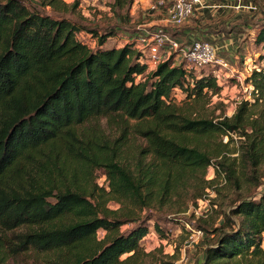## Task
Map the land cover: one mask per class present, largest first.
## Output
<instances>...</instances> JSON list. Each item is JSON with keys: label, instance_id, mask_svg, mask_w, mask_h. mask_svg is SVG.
Wrapping results in <instances>:
<instances>
[{"label": "trees", "instance_id": "1", "mask_svg": "<svg viewBox=\"0 0 264 264\" xmlns=\"http://www.w3.org/2000/svg\"><path fill=\"white\" fill-rule=\"evenodd\" d=\"M131 1L113 4L123 8ZM59 2L48 0L54 7ZM82 31L95 37L93 47L80 39ZM111 36L113 31L96 33L69 18L32 11L20 0L0 1V259L32 252L40 264H143L149 205L171 202L185 169L203 171L225 151L210 153L194 144L200 140L236 134L239 157L226 164L223 155L215 165L238 188L242 171L250 170L248 181L258 184L264 23L254 38L262 45V63L245 76L250 98L219 119L193 116L180 104L218 94L215 74L196 75L172 56L150 68L133 43L105 48ZM99 119L114 122L120 136L90 145L79 128ZM130 127L147 144L134 165L123 154ZM95 167L103 168L104 187L93 177ZM231 204L230 216L217 227L200 225L202 239L213 236L203 264H264V190L257 199Z\"/></svg>", "mask_w": 264, "mask_h": 264}, {"label": "rangeland", "instance_id": "2", "mask_svg": "<svg viewBox=\"0 0 264 264\" xmlns=\"http://www.w3.org/2000/svg\"><path fill=\"white\" fill-rule=\"evenodd\" d=\"M5 1V0H0ZM28 9L36 11L43 15H50L55 18L66 17L76 22L77 24L94 30L96 33L114 32L106 44L105 48L112 46L122 47L125 44L133 43L134 48L142 50L146 55V46L139 37L138 30H133L136 24V15L139 13L134 10L135 5L142 4L144 1L132 0L127 7H116L113 0H59L60 4L56 7L48 4V0H20ZM158 0H148L146 5L150 7ZM258 4V0H254ZM63 4L68 5L66 8ZM76 4V5H75ZM75 5V6H73ZM158 5V4H157ZM73 6V8H72ZM261 21L260 25L264 23V0H261ZM258 25L256 33L260 27ZM139 29V28H138ZM141 33V32H140ZM256 36V35H255ZM80 39L91 47L95 44V37L89 31H82L79 34ZM255 38V37H254ZM178 41V40H177ZM179 46L183 47L188 44L187 41H178ZM181 44V45H180ZM262 53V45L259 46ZM260 54V53H259ZM258 54V55H259ZM251 60V69L259 64L258 55L256 52ZM173 57V62L179 64L184 62L187 65L184 53L178 51H166L164 48L159 50V62ZM241 67L240 71H235L233 68L219 66L213 64L202 68H194L192 72L196 75L213 73L216 75L220 91L218 94L209 96L203 101L194 103L192 101L181 102L182 108L193 116L201 115L219 119L222 116H230L235 111L240 100L250 98L251 87L245 82V76L250 65ZM150 68H154L151 64ZM176 100L180 101L183 94L179 91L176 94ZM134 121L130 122V125ZM80 129V138L85 142L93 145L97 142L102 145L109 143L116 137L120 136L121 130L106 119H99L89 121ZM132 127L127 128L124 133L126 138V145L123 150L126 161L132 162L134 165L139 156L141 148L146 147V140L138 134L132 132ZM231 139V140H230ZM223 135L216 138L214 142L202 141L196 142V146L206 149L212 153L218 149L223 153L220 156L212 157L211 164L205 169H185L183 171L184 177L181 185L176 190L172 197V201L165 205H158L153 203L149 205V210L146 214H150L152 219L149 222V232L143 240V246L146 257L143 259V264H162L168 262L175 264V259L179 258L183 253L187 255L195 254L203 251L207 243L213 239V236L207 235L204 237V230L200 225L207 226L210 229L217 227L222 219L230 216L231 203L233 200H240L243 198L257 199L264 190V165L261 170H255L256 175L261 174L257 186L248 181L247 173H252L247 170L245 174L241 172L238 176L241 182L240 188L227 182L225 173L220 171L219 167L215 165L221 156L225 155L226 164L232 162V158H238V149L240 146V138L236 134H231V138ZM222 144H225L223 146ZM61 156V154H60ZM151 158L148 155L145 161ZM235 166H239V159H235ZM104 171L101 167L93 168V177L99 186H105ZM90 179V178H89ZM201 193L198 198L193 195ZM208 198V203L200 202V199ZM184 203H187L184 206ZM109 207L116 208L118 205L109 202ZM198 211V213L195 212ZM200 218V219H198ZM235 220V217H233ZM156 223L163 229L166 238L156 231L153 224ZM131 224L122 226V229L130 227ZM193 230H200L202 235L195 242H190V235ZM104 233L99 231V235ZM210 233V232H209ZM168 237V238H167ZM264 248V234L263 243ZM174 262V263H173ZM0 264H40L36 255L32 252L21 255H13L11 257L5 256L0 259Z\"/></svg>", "mask_w": 264, "mask_h": 264}, {"label": "crops", "instance_id": "3", "mask_svg": "<svg viewBox=\"0 0 264 264\" xmlns=\"http://www.w3.org/2000/svg\"><path fill=\"white\" fill-rule=\"evenodd\" d=\"M141 1L144 2L135 5L133 10L139 13L133 30H138L135 32L139 33L140 38L147 39L155 30H159L161 34L178 41H209L227 67L237 72L242 66L248 68L246 65H250L247 74L251 70L253 52L256 55L260 53L254 37L255 28L261 23V0H258V4L254 0H201L200 5L195 7L192 15L181 26H175L167 19L165 9L171 0H158L160 3L155 8L146 5L148 0ZM239 4L244 7L236 8ZM248 5H254L257 9H248ZM205 248L197 255L183 253L174 262L203 264Z\"/></svg>", "mask_w": 264, "mask_h": 264}, {"label": "built area", "instance_id": "4", "mask_svg": "<svg viewBox=\"0 0 264 264\" xmlns=\"http://www.w3.org/2000/svg\"><path fill=\"white\" fill-rule=\"evenodd\" d=\"M156 4H152V8H155ZM201 0H171L166 6V15L170 23L175 26H181L194 12L195 7L200 5ZM244 7V5H237L236 8ZM248 9L256 10L257 7L254 5H248ZM144 45L146 46V51L149 55L145 53L148 58V65L151 64L156 66L159 62V50L164 48L166 51H178L180 50L184 53V57L187 62V67L189 70L194 68H202L205 66H210L217 64L219 66L227 67V64L223 59L217 55L216 48L209 41L202 39H195L190 41L187 45L180 47L179 42L173 38L163 35L159 30H155L149 38H140ZM181 45V44H180ZM208 198L200 199V202L208 203ZM198 213L197 210H195ZM202 232L200 230H193L190 235V242H195L200 238Z\"/></svg>", "mask_w": 264, "mask_h": 264}]
</instances>
